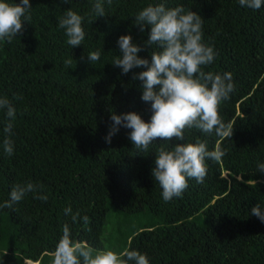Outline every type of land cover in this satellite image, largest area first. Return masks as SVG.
<instances>
[{"label":"trees","instance_id":"1","mask_svg":"<svg viewBox=\"0 0 264 264\" xmlns=\"http://www.w3.org/2000/svg\"><path fill=\"white\" fill-rule=\"evenodd\" d=\"M31 2L23 36L0 47V95L17 107L15 153L7 156L0 148V201L28 181L42 184L49 199L29 194L14 209L0 210V264H51L65 223L77 242L95 250L138 249L151 264H264V223L250 215L252 206L264 204V174L256 168L264 161V7L170 0V6L182 4L201 15L204 39L218 52L205 70L231 71L235 92L220 110L234 126L230 139L190 134L210 149L220 143L225 157L209 161L203 183L190 180L182 198L165 203L151 175L155 148L137 153L130 130L122 127L111 143L105 141L112 110L151 117L150 104L140 98L141 82L133 79L143 69L124 75L110 62L121 34L140 43L147 39L133 16L148 0H113L107 16L97 19L90 0ZM70 7L89 14L85 42L73 48L57 27ZM96 49L101 60L91 65L87 53ZM150 53L148 48L140 55L150 59ZM5 122L0 112V142ZM68 206L87 215L88 224L73 223L64 213Z\"/></svg>","mask_w":264,"mask_h":264},{"label":"clouds","instance_id":"2","mask_svg":"<svg viewBox=\"0 0 264 264\" xmlns=\"http://www.w3.org/2000/svg\"><path fill=\"white\" fill-rule=\"evenodd\" d=\"M90 3V15L97 19L107 16L106 5L111 7L113 0H90ZM238 3L253 11L264 7V0H238ZM31 15V0H0V47L23 36L25 22L30 23ZM86 15L89 14L70 7L58 18L57 27L63 30L65 43L71 48L85 42ZM133 17V24L141 33L147 32V39L140 43L131 33L121 34L116 40L118 54L110 62L124 75L136 68L143 69L134 73L133 79L141 82L140 98L150 104L151 117L145 120L136 111L117 113L112 110L105 141L111 143L122 127L130 130L128 138L137 153H150L155 148L151 175L161 189L162 200L167 203L182 198L190 180L203 183L209 161L219 163L225 157L226 149L220 143L210 149L206 140L190 134L196 130L205 137L215 136L221 140L232 137L234 126L225 122L220 110L235 92L233 73L205 70L217 59L218 52L205 41L203 20L196 11L187 10L182 4L170 6V0H148ZM148 48L151 49L150 59L140 55ZM101 56V49L89 51L87 61L94 65ZM72 64L71 57L64 60L66 68H72ZM0 112L6 121L0 148L7 156H12L16 150L13 136L17 107L6 95H0ZM157 138L163 142L159 146H156ZM173 138L181 142L173 144ZM256 168L264 174V161H258ZM29 194L42 202L49 199L42 184L28 181L11 188L8 198L0 201V210L14 209ZM64 213L71 216L73 223L88 224V216L73 212L71 206L64 208ZM250 215L264 223V204L252 206ZM51 264H151V261L147 253L130 247L121 251L107 247L95 250L85 242H77L70 225L65 223Z\"/></svg>","mask_w":264,"mask_h":264},{"label":"bare ground","instance_id":"3","mask_svg":"<svg viewBox=\"0 0 264 264\" xmlns=\"http://www.w3.org/2000/svg\"><path fill=\"white\" fill-rule=\"evenodd\" d=\"M198 222V221H197ZM205 224V223H204ZM28 263L29 264H39L38 261H34V260H28Z\"/></svg>","mask_w":264,"mask_h":264}]
</instances>
